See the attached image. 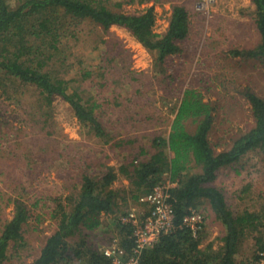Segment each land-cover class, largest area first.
<instances>
[{
	"label": "trees",
	"instance_id": "trees-1",
	"mask_svg": "<svg viewBox=\"0 0 264 264\" xmlns=\"http://www.w3.org/2000/svg\"><path fill=\"white\" fill-rule=\"evenodd\" d=\"M159 1L155 0L139 13H131L119 10L124 2L121 0L115 3L109 0H0V87L4 92L12 97L18 90L33 88L48 106L54 95L62 96L90 133L124 154L117 168L105 161L96 162L97 166L91 168L83 153L74 161L66 148L58 153L65 158V152L69 153L71 157L67 162L75 163L81 181L75 184L78 191L68 196L66 204L55 199L58 205L53 216L58 227L47 239L39 257L30 264H104L108 259L103 248L109 244L100 246L115 238L131 251L133 228L122 219L129 213L122 204L127 205L130 200L146 204L142 198L156 185L167 182L176 183L169 189L175 227L143 250L142 264H239L237 255L248 235L255 237L256 245L250 264L259 262L260 251L264 250V193L252 190L251 182L245 184L240 188L242 198L249 195L250 199H256L258 196L252 201L258 205L254 210L237 209L228 203L222 187L213 183L222 168L240 163L246 157L262 155L264 158V95L249 87L244 90L243 94L251 104L254 124L235 137L228 147L216 151L210 139L216 106L205 100L200 90L187 88L177 112L173 111L175 116L169 133L156 135L147 145L133 137L131 131L118 136L120 132L111 125L113 123L104 121V115L108 113L104 105L111 103V99L102 97L101 92L111 88L106 81L109 79L107 74L114 71L115 67H112L116 61H122L112 49H101V58H105L107 64L100 68V93L87 92L84 87L92 72L68 77L74 65L70 51L78 44L80 24L85 21L99 25L104 33L115 24L127 28L154 55L153 67L157 75H166L167 59L183 51L182 41L188 37L192 28L191 16L197 12L187 3L172 0L168 28L159 32L155 29V7ZM252 2L256 5L255 21L260 41L252 48L234 49L232 53L258 58L264 64V0ZM101 39L94 48H98ZM124 68L128 71L123 73V78L133 86V81L139 78L132 67L124 65ZM138 94H142L141 87L136 88L133 97H121L129 104ZM19 98L22 97L19 95ZM119 98H114V104L124 106ZM25 154L29 156L28 163L32 162V154ZM107 156L108 160L110 156ZM35 163L39 165L41 160L37 158ZM122 174L130 186L114 188L113 184ZM193 209L202 211L206 219L196 234L183 223L184 217ZM14 210L0 235V264L8 258L10 251L18 250L25 243V232L33 216L31 207L23 199L15 200ZM115 211L120 216L115 217L113 225L101 218L102 214ZM210 212L222 227L216 248L214 241L205 243L209 235L207 217ZM106 234H110L109 237L106 238Z\"/></svg>",
	"mask_w": 264,
	"mask_h": 264
},
{
	"label": "rangeland",
	"instance_id": "rangeland-1",
	"mask_svg": "<svg viewBox=\"0 0 264 264\" xmlns=\"http://www.w3.org/2000/svg\"><path fill=\"white\" fill-rule=\"evenodd\" d=\"M109 1L115 3L120 0ZM121 1L124 2L119 10L131 13H139L155 2ZM160 1L155 7V29L164 32L169 25L172 0ZM173 2L187 3L197 13L191 16L192 28L182 41L183 51L167 59L166 75H157L153 67L154 55L127 28L115 24L104 33L99 25L85 21L80 24V40L70 51L74 65L68 77L90 71L92 75L86 79L84 87L87 92L100 93V68L107 64L105 58H101V49H112L122 61H116L114 66L112 64L115 69L107 74L109 79L106 80L111 88H104L105 91L101 92L102 97L111 99V103L104 105L108 112L104 121L113 123L111 125L120 132H117L118 136L131 131L133 137L147 145L156 135L169 133L175 116L173 111L177 112L185 89L196 88L203 93L205 100L216 106L210 139L215 150L220 151L254 124L251 104L244 96V90L249 87L264 95V64L258 58H245L232 53L234 49L252 48L260 41L255 21L256 5L252 0H217L208 14L197 9L198 0ZM100 39L98 48H94ZM124 65L132 67L134 75L139 78L133 81V86L123 78V73L128 71ZM138 87L142 88V94L127 104L126 98H122L133 97ZM115 96L120 97L118 101L123 100L124 106L114 104ZM40 99L39 92L33 88L18 90L9 97L0 87V235L14 214L16 199H23L33 211L25 232V243L18 250L10 251L2 264L32 263L41 254L49 236L56 231L58 221L53 214L58 204L55 199L66 204L68 196L78 191L75 184L81 181V173L76 170L75 163L67 162L69 153L73 161L82 153L86 155L91 168L97 166L96 162L104 161L117 168L124 156L120 154L123 152L110 148L109 144L90 133L62 96L54 95L49 106L46 100ZM65 148L69 152H65L67 158L60 157L58 153ZM25 152L32 154V162L28 163L29 156ZM107 155L110 156L108 160ZM37 158L41 160L39 165L35 163ZM243 162L244 166L241 165ZM249 182L252 183V190L264 193L262 155L246 157L240 163L222 168L213 184L222 187L228 203L234 208L254 210L258 204L252 201L258 196L250 199L247 194L242 198L240 193V188ZM128 186L129 180L123 174L113 184L114 188ZM122 205L128 212L141 213L148 209L140 201L130 200L127 205ZM117 215L120 216V213L115 211L102 214L101 218L113 225ZM214 218L210 212L207 217L209 235L205 243L214 241L216 248L220 243L217 236L222 227ZM111 243L106 242L100 247ZM254 244L253 235L244 239L237 255L239 264H250L255 255Z\"/></svg>",
	"mask_w": 264,
	"mask_h": 264
},
{
	"label": "built area",
	"instance_id": "built-area-1",
	"mask_svg": "<svg viewBox=\"0 0 264 264\" xmlns=\"http://www.w3.org/2000/svg\"><path fill=\"white\" fill-rule=\"evenodd\" d=\"M217 0H198L197 9L210 13V8ZM175 182H167L156 185L154 189L145 195L142 200L147 202L148 209L144 212L137 213L131 211L122 219L131 223L133 228L134 244L132 250L128 251L121 246L118 239L103 248L104 255L108 262L104 264H142L141 254L143 250L154 245L163 234L171 232L174 225V209L170 201V187L175 186ZM205 214L193 209L188 213L183 223L193 228L195 234L197 230L203 227L205 223ZM258 264H264V250L260 251Z\"/></svg>",
	"mask_w": 264,
	"mask_h": 264
}]
</instances>
